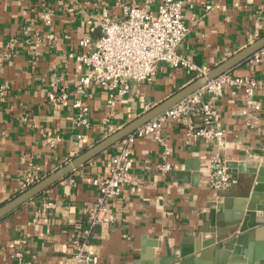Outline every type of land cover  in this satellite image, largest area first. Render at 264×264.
I'll list each match as a JSON object with an SVG mask.
<instances>
[{
	"label": "crops",
	"instance_id": "0c3cea01",
	"mask_svg": "<svg viewBox=\"0 0 264 264\" xmlns=\"http://www.w3.org/2000/svg\"><path fill=\"white\" fill-rule=\"evenodd\" d=\"M143 1L0 0V86L5 87L0 95V205L22 191L28 173L42 179L199 77L160 63L151 81L132 82L115 106L105 88L92 86L82 96L90 126L74 124L77 109L71 101L86 70L76 59L87 50L79 40L101 34L105 10L120 17L123 2ZM182 1L189 31L179 50L207 71L264 33V0ZM159 2L153 0V11ZM43 13L50 14V23ZM227 72L258 79L253 98L261 108L246 102L242 87L226 84L220 96L204 95L217 110L212 128L223 129V138L190 137V118H168L162 132L171 146L170 171L159 167L161 146L152 135L136 138L133 183L111 204L116 220L96 226L88 238L86 248L98 256L97 264H180L184 255L190 264H220L223 257L230 264L229 246L202 245L234 220L244 198L250 199L256 171L264 163V55ZM62 86L70 100L53 104L48 95ZM48 135L60 136L54 147L45 143ZM115 151L116 144L2 217L0 264H70L98 195L93 178L105 174ZM215 155L228 169L235 164L238 179L222 192L207 185ZM48 202L53 206L45 207ZM257 203L264 207V192ZM251 243L255 255L264 247V236L246 238L245 247ZM242 258L237 264H249Z\"/></svg>",
	"mask_w": 264,
	"mask_h": 264
},
{
	"label": "built area",
	"instance_id": "2783aa9c",
	"mask_svg": "<svg viewBox=\"0 0 264 264\" xmlns=\"http://www.w3.org/2000/svg\"><path fill=\"white\" fill-rule=\"evenodd\" d=\"M153 0H144L142 4L123 2L122 16L111 15L105 10L101 18V34L92 37L84 34L79 45L87 50L76 55L86 68L80 76L75 97L71 104L77 109L73 116L74 124L90 126L89 106L83 95L92 86L107 90L109 103L115 106L118 96L126 95L132 82L151 81L156 75L159 64L166 62L174 67H183L196 72L198 76L208 71L199 67L192 59L180 52V44L186 37L189 28L184 20L182 0H160L157 10H152ZM211 9V5H206ZM47 23L51 22L49 13L41 15ZM264 55V47L253 53L247 60L258 61ZM258 79L250 76H231L228 72L210 79L205 85L187 95L164 112L138 127L116 143V151L104 175L93 178L98 190L94 204L88 210L87 225L82 232V240L77 244L70 264H97L98 256L87 250L88 238L96 226H109L116 220V212L111 205L122 194L124 188L134 180L133 154L136 138L152 135L161 146V162L163 171L172 170L169 160L171 146L162 132L163 122L168 118L182 122L190 118L186 133L190 137L221 139L225 136L223 129H213V119L217 114L213 104L204 98L207 92L215 96L222 94L223 86H239L244 89L246 102L256 110L261 107L253 98L258 86ZM5 87L0 86V95ZM48 99L53 104L70 100L69 91L62 86L51 91ZM81 137V135H79ZM59 135H48L45 143L54 147ZM41 179L40 176L28 173L22 182V191ZM238 183V179L228 172L224 159L213 156L208 165L207 185L214 191L222 192ZM53 203H45L52 207Z\"/></svg>",
	"mask_w": 264,
	"mask_h": 264
},
{
	"label": "water",
	"instance_id": "95a60500",
	"mask_svg": "<svg viewBox=\"0 0 264 264\" xmlns=\"http://www.w3.org/2000/svg\"><path fill=\"white\" fill-rule=\"evenodd\" d=\"M263 47L264 33L257 39H255L253 42L248 44L246 47L242 48L241 50L230 56L225 61L211 68L206 74L195 78L188 85L177 90L175 93H173L160 103L154 105L152 108L142 113L140 116L134 118L121 128L107 135L102 140L86 148L77 156L72 158L70 161L57 168L55 171L44 176L42 179L32 184L27 189L21 191L19 194L0 205V219L12 212L14 209L19 207L23 203H25L26 201L30 200L31 198L46 190L60 179L64 178L74 169L80 167L81 165L85 164L89 160L93 159L97 155L112 147L117 142L122 140L125 136L135 131L138 127L155 118L156 116L164 112L166 109H168L187 95L191 94L192 92L205 85L210 79H213L222 73L230 71L235 66L243 63L253 53ZM234 165L235 164L231 163L228 164V166H231V168L228 169V172L232 174V176H236V170L234 169ZM256 173V184L253 187L250 199L244 198L242 200L241 205L239 206L240 211L235 214L234 220L227 221L224 226L218 228L216 230L217 236L213 235L208 241L204 243V245H202L208 247L215 246V249L222 248L223 246H229L232 251V258L230 260V264H237L239 261H242L244 259L242 258V255L248 258L247 261L249 264H253L254 261H261V264H264V247L259 249L258 253H256L255 255L251 251L252 243L250 244V247H245L246 238L254 237L255 239H260L262 235L264 236V213L260 211L262 208L264 209V207H259V203H257L260 194L264 192V163L261 164ZM222 205L223 204L220 203L218 205V208H221ZM213 250L214 248L211 250L209 249L203 252L202 254L204 255L207 252H212ZM182 257L185 259L186 255ZM254 258L255 260H253ZM174 259L177 260V258ZM184 259L180 262V264L191 263V259ZM220 264H227L225 257L222 258Z\"/></svg>",
	"mask_w": 264,
	"mask_h": 264
}]
</instances>
